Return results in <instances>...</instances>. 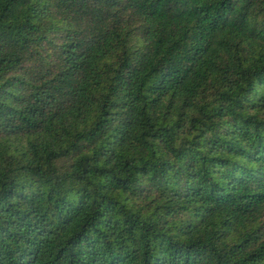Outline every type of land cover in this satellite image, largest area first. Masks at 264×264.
<instances>
[{
    "label": "trees",
    "instance_id": "16d2710c",
    "mask_svg": "<svg viewBox=\"0 0 264 264\" xmlns=\"http://www.w3.org/2000/svg\"><path fill=\"white\" fill-rule=\"evenodd\" d=\"M0 264H264V0H0Z\"/></svg>",
    "mask_w": 264,
    "mask_h": 264
}]
</instances>
